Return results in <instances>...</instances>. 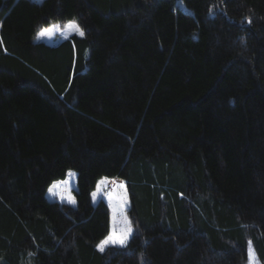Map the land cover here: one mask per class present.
<instances>
[{"label":"trees","instance_id":"1","mask_svg":"<svg viewBox=\"0 0 264 264\" xmlns=\"http://www.w3.org/2000/svg\"><path fill=\"white\" fill-rule=\"evenodd\" d=\"M182 1L0 0V264H264V0Z\"/></svg>","mask_w":264,"mask_h":264},{"label":"snow or ice","instance_id":"2","mask_svg":"<svg viewBox=\"0 0 264 264\" xmlns=\"http://www.w3.org/2000/svg\"><path fill=\"white\" fill-rule=\"evenodd\" d=\"M56 27L59 26L58 25L52 26V28H56ZM67 27L70 30H74L81 37L85 35L84 31L75 21H70ZM52 28L44 29L40 33V35H44L46 32H51ZM67 175L69 177H73L75 174L71 170H69ZM107 182L108 181L105 179V180H101L97 184V191H94L91 194L93 202L96 201L97 193L100 190V185L106 184ZM68 185H69V181L67 179L62 182L53 183L48 187V193L51 195L58 196L61 202H64L66 200L67 203L75 205L76 200L71 195ZM120 187L123 190L121 193L115 196L112 195L109 196V206L112 209L111 230L109 231L108 235L105 236V238L96 245L98 251L102 253L108 247L126 248L128 244V240L132 235L133 229L131 226V221L128 219L125 213V209L128 204V195L126 189H124V185L121 184ZM248 264H258V258L255 254V250L253 248L251 241H248Z\"/></svg>","mask_w":264,"mask_h":264},{"label":"rangeland","instance_id":"3","mask_svg":"<svg viewBox=\"0 0 264 264\" xmlns=\"http://www.w3.org/2000/svg\"><path fill=\"white\" fill-rule=\"evenodd\" d=\"M33 1L40 2L41 0H33ZM176 3H177L178 6L184 7V3H183L182 0H176ZM70 21H75V20L74 19H70V20H67L65 22L54 21V22L49 23L47 26H43V27L39 28L37 30V32L35 33L34 37H33V41L34 42H44V43H47V44H55V43L59 42L62 38L67 37L70 34H77L78 35V33H76L74 30L68 29L67 25H68V23ZM53 25H58L59 27L52 28ZM48 28H52V31L51 32H46L44 35H40V33L44 29H48ZM110 211H111V213H110V227H109V231L111 230V224H112V209L111 208H110ZM125 213H126V211H125Z\"/></svg>","mask_w":264,"mask_h":264},{"label":"crops","instance_id":"4","mask_svg":"<svg viewBox=\"0 0 264 264\" xmlns=\"http://www.w3.org/2000/svg\"><path fill=\"white\" fill-rule=\"evenodd\" d=\"M110 213H111V211H110Z\"/></svg>","mask_w":264,"mask_h":264}]
</instances>
